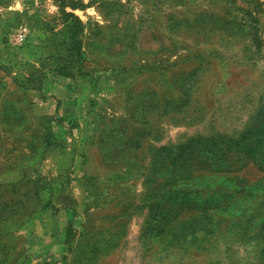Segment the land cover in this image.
<instances>
[{
  "label": "rangeland",
  "instance_id": "rangeland-1",
  "mask_svg": "<svg viewBox=\"0 0 264 264\" xmlns=\"http://www.w3.org/2000/svg\"><path fill=\"white\" fill-rule=\"evenodd\" d=\"M52 209L55 264H264V0H0V264Z\"/></svg>",
  "mask_w": 264,
  "mask_h": 264
},
{
  "label": "crops",
  "instance_id": "crops-1",
  "mask_svg": "<svg viewBox=\"0 0 264 264\" xmlns=\"http://www.w3.org/2000/svg\"><path fill=\"white\" fill-rule=\"evenodd\" d=\"M69 222L68 216L63 218L53 209L40 214L30 226V264H55L56 257L66 253Z\"/></svg>",
  "mask_w": 264,
  "mask_h": 264
},
{
  "label": "built area",
  "instance_id": "built-area-1",
  "mask_svg": "<svg viewBox=\"0 0 264 264\" xmlns=\"http://www.w3.org/2000/svg\"><path fill=\"white\" fill-rule=\"evenodd\" d=\"M25 40H26V35L23 34V33H20V34L18 35V41H19V42H24Z\"/></svg>",
  "mask_w": 264,
  "mask_h": 264
},
{
  "label": "trees",
  "instance_id": "trees-1",
  "mask_svg": "<svg viewBox=\"0 0 264 264\" xmlns=\"http://www.w3.org/2000/svg\"><path fill=\"white\" fill-rule=\"evenodd\" d=\"M67 242H69L70 241V239H71V230H70V227L68 228V232H67Z\"/></svg>",
  "mask_w": 264,
  "mask_h": 264
}]
</instances>
